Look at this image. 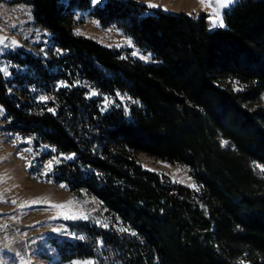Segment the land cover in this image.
I'll return each instance as SVG.
<instances>
[{
    "label": "trees",
    "instance_id": "trees-1",
    "mask_svg": "<svg viewBox=\"0 0 264 264\" xmlns=\"http://www.w3.org/2000/svg\"><path fill=\"white\" fill-rule=\"evenodd\" d=\"M6 1L31 4L62 52L7 55L14 73L27 71L0 70L4 129L52 147L44 157L67 155L54 181L92 194L109 215L107 227L67 220L75 237L49 238L60 259L264 264V175L253 167L264 166V0H237L213 30L205 12L139 0ZM79 10L121 28L152 60L76 34ZM59 83L55 100L29 96ZM89 85L129 99L104 109ZM136 151L188 165L198 188L144 168Z\"/></svg>",
    "mask_w": 264,
    "mask_h": 264
},
{
    "label": "rangeland",
    "instance_id": "rangeland-1",
    "mask_svg": "<svg viewBox=\"0 0 264 264\" xmlns=\"http://www.w3.org/2000/svg\"><path fill=\"white\" fill-rule=\"evenodd\" d=\"M93 1L95 4L99 2ZM139 1L158 5L165 10L205 12L209 29L213 30L222 26H214L208 14L218 10L224 26V13L237 0L223 8L217 0H206L208 7L202 5L201 0ZM72 28L75 32L79 30L82 35L96 39L106 46L129 48L131 54L143 62L152 60L151 52L138 47L133 37L126 35L115 25H101L88 11L76 12ZM0 37L8 38L0 45V70L7 79L12 78L15 73L23 74L27 71L25 67L15 66V73L13 72V65L7 57L11 53L24 49L44 59H57L62 52L54 47L51 32L38 24L33 6L27 2L0 1ZM11 40L17 41V46H9ZM128 41H131V44ZM145 56L150 58H141ZM223 82L232 85L229 80ZM65 85L66 83H59L52 90L34 87L29 96L35 100L47 97L41 101L55 100V90ZM89 90L91 94L94 92L102 98L104 109L125 103L129 99L120 93L116 96L100 94L90 85ZM105 98L108 103H105ZM0 109V264H75L95 261L94 258L62 261L49 238L51 235L74 238L76 234L70 231L67 220L81 219L96 224H107L109 215L106 209L87 191L73 193L65 184L56 183L52 176L54 166L68 156L52 154L50 157H44V153L54 149L48 145L37 146L32 136H22L4 129L7 120L1 104ZM133 155L144 168L164 172L191 188H198L188 165L141 151H136ZM50 160L53 161V166L48 170L45 166Z\"/></svg>",
    "mask_w": 264,
    "mask_h": 264
},
{
    "label": "snow or ice",
    "instance_id": "snow-or-ice-1",
    "mask_svg": "<svg viewBox=\"0 0 264 264\" xmlns=\"http://www.w3.org/2000/svg\"><path fill=\"white\" fill-rule=\"evenodd\" d=\"M234 2H235V0H217V3L219 4V6H220L221 8H223V7H227L228 5H230V4L234 3ZM201 3H202V5H204L205 7H208V3L206 2V0H201ZM148 6H149V7H159L158 5L151 4V3H150ZM208 16H209V19L212 20L214 26L217 25V24H218L219 26H223V19H222V17L219 15L218 10H214L212 13L208 14ZM76 34L79 35V34H81V33H80L79 30H77V31H76ZM7 39H8L7 37H0V45H3V44L5 43V40H7ZM128 43L131 44V41H128ZM17 44H18L17 41H15V40H11V43H10L9 46L15 47V46H17ZM135 54H137V53H134V55H135ZM141 58L147 60V59H149L150 57H149V56H145V57H141ZM92 94L95 95L96 93L93 92ZM118 95H119V94H118ZM46 99H47V97H41V100H46ZM121 99H123V97H121ZM108 102H109V101L107 100V98H105V103H108ZM49 111H54V110L49 109ZM0 113H2V109H0ZM223 143L226 144L227 142L224 141ZM29 166H31V165L29 164ZM52 166H53V161L50 160V161L48 162V164H47L45 167H46L48 170H51ZM253 167H254V168H257V169L259 170L260 174L264 175V166L254 164ZM178 171H179V169H178ZM44 174L46 175L47 173L45 172ZM191 186H192V187H196L195 185H191ZM61 187H64V185H61ZM57 207H63V205H57ZM102 226L107 227L106 224H103ZM120 230H121V231H128V229H124V228H121ZM133 235H135V233H133ZM75 264H95V261H82V262H75ZM241 264H243V261H241Z\"/></svg>",
    "mask_w": 264,
    "mask_h": 264
}]
</instances>
